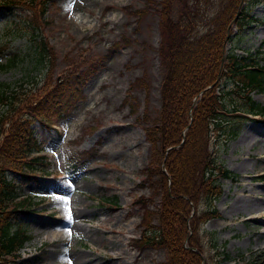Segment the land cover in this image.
<instances>
[{"label": "rangeland", "instance_id": "374dc122", "mask_svg": "<svg viewBox=\"0 0 264 264\" xmlns=\"http://www.w3.org/2000/svg\"><path fill=\"white\" fill-rule=\"evenodd\" d=\"M172 1L176 15L179 5ZM248 1L242 4L249 5L255 19L242 28L233 26L227 45L264 65V4ZM163 2L50 0L44 17L51 20L33 37L25 22L28 8H0V63L15 56L9 67L0 68V81H43L47 67L36 50L40 34L53 50L49 76L56 78L76 57L102 58L67 112L49 120L51 125L34 124L37 142L48 155L49 173L26 182L13 172L7 174L19 183V194L39 201L18 218L31 236L17 261L77 264L75 254H83L84 264H160L167 259L165 246H140L136 240L144 221L157 225L162 194L158 175L145 174L160 151L147 139L144 126L156 120L161 107ZM221 86L229 89L232 81L222 80ZM231 95L241 99L240 93ZM251 95L264 104V89ZM230 120L227 126L237 129L235 135L212 131L210 148L233 175L219 179L220 192L212 203L220 215L200 224L198 239L207 256L205 234L214 231L218 249L229 254L215 262L209 255L210 264H264V119L244 115ZM160 159L156 162L166 172ZM113 195L116 202L109 205L105 199ZM140 196L143 203L135 200ZM205 203L201 199L197 211Z\"/></svg>", "mask_w": 264, "mask_h": 264}, {"label": "trees", "instance_id": "16d2710c", "mask_svg": "<svg viewBox=\"0 0 264 264\" xmlns=\"http://www.w3.org/2000/svg\"><path fill=\"white\" fill-rule=\"evenodd\" d=\"M49 1L0 0V8H28L25 22L33 37L40 26L51 20L44 17ZM175 1L179 5L176 15L172 0H164L160 9L159 56L164 67L161 107L156 120L144 126L147 139L160 151L149 164L153 168L145 170L147 177L158 175L157 186L162 190L155 212L158 223L144 221L136 240L140 246H165L167 259L160 264H210V259L215 262L229 254L218 249L215 232L210 231L205 234L210 244V253L205 256L197 230L207 218L220 215L212 203L220 192L219 179L233 175L210 148L211 133L235 135L237 129L227 126L234 117L258 115L264 119V104L251 95L253 90L264 89V65L227 45L233 26L242 28L255 19L249 13V5L242 4L251 1ZM260 1L264 4V0ZM36 50L38 60L47 67L42 82L35 77L27 78L28 81H0V264H24L17 261L19 250L31 235L18 218L39 204L33 195L19 194V183L7 174L13 172L26 182L49 173L50 162L41 152L34 124L47 126L49 120L67 112L102 59L95 61L84 55L79 61L76 57L55 78L49 76L53 50L41 34ZM14 59L10 55L0 68L9 67ZM225 79L232 81L233 87L224 89L221 82ZM233 92L240 93L241 99L234 100ZM159 159L166 172L158 165ZM72 168H76L75 163ZM116 199L113 195L105 200L110 205ZM201 199L206 202L205 208L197 211ZM135 200L144 202L142 196ZM192 208L196 210L190 215Z\"/></svg>", "mask_w": 264, "mask_h": 264}, {"label": "bare ground", "instance_id": "6f19581e", "mask_svg": "<svg viewBox=\"0 0 264 264\" xmlns=\"http://www.w3.org/2000/svg\"><path fill=\"white\" fill-rule=\"evenodd\" d=\"M81 2H82V1H79V3L77 4V6H79ZM79 7H80V6H79ZM225 181H226V180H225ZM60 227H61V226H60ZM74 228L77 229L76 226H74ZM61 229H63V228H59V230H61ZM66 231H67V230H66ZM113 231H114V229L111 227V229H110L109 232H113ZM83 260H84V256H83V254H75V261H76L77 264H84Z\"/></svg>", "mask_w": 264, "mask_h": 264}, {"label": "snow or ice", "instance_id": "6c2138e0", "mask_svg": "<svg viewBox=\"0 0 264 264\" xmlns=\"http://www.w3.org/2000/svg\"><path fill=\"white\" fill-rule=\"evenodd\" d=\"M69 218H71V209H69ZM71 236V232H69V237Z\"/></svg>", "mask_w": 264, "mask_h": 264}]
</instances>
